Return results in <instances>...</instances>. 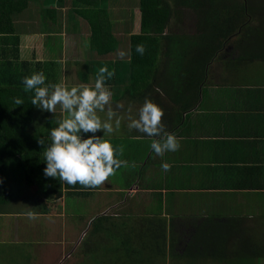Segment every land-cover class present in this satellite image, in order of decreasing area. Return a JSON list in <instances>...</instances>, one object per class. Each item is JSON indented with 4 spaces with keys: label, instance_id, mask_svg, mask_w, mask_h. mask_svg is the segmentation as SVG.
I'll list each match as a JSON object with an SVG mask.
<instances>
[{
    "label": "crops",
    "instance_id": "obj_1",
    "mask_svg": "<svg viewBox=\"0 0 264 264\" xmlns=\"http://www.w3.org/2000/svg\"><path fill=\"white\" fill-rule=\"evenodd\" d=\"M79 1L82 5H75ZM102 6L103 0L50 2L48 9H57L53 20L35 27L44 37L29 36L21 43L23 55L18 54L15 62L19 67L28 59L32 40L38 43L30 68H23L25 76L43 71L48 84H94L100 67H86L90 55L80 34L91 36L83 14H94ZM124 17L121 9L113 8L108 17L113 38L124 34ZM241 19L233 39L199 75L190 63L180 61L174 68L175 79L167 80V64L176 45L155 49L158 67L144 77L148 69L141 65L137 74L142 72V77L136 75L134 82L129 56L126 59L119 52H128L127 46L117 51L123 63L113 65L104 59V66L115 71L106 81L113 93L111 107L122 117L118 129L113 120L114 130L105 138L114 147L124 142L131 147L129 156L119 157L130 166L119 168L104 184L85 188L45 176L44 151L51 138L39 149L37 166H43L39 172L44 183L39 191L29 181L14 179L13 160L0 155V264H212L215 257L224 264H241L237 254L244 250L250 257L242 264H264V5L252 14L244 11ZM48 28L59 33L52 38ZM185 50L191 57L199 49ZM9 53L17 56L10 49ZM145 54L150 56L148 51ZM149 87L153 89L145 92ZM5 88L7 84L0 86ZM26 93L31 103L34 94ZM146 99L164 110L165 131L181 138L177 151L159 156L151 143L161 137L129 129V116L138 118ZM106 111L99 113L102 119ZM25 112L53 117L55 127L65 115L59 106L52 113L31 104ZM90 135L82 133V138ZM95 135L102 137L104 132ZM128 148L126 144L124 151ZM164 163L171 165L170 170L162 169ZM250 177L258 187H249ZM187 194L200 195L206 203L195 207L183 198ZM149 198L166 201L155 204ZM29 211L34 215L29 217ZM208 216L226 221L224 233L207 228L209 238L200 239L201 243L190 238L195 225H203ZM159 246L164 249L153 254Z\"/></svg>",
    "mask_w": 264,
    "mask_h": 264
},
{
    "label": "trees",
    "instance_id": "obj_2",
    "mask_svg": "<svg viewBox=\"0 0 264 264\" xmlns=\"http://www.w3.org/2000/svg\"><path fill=\"white\" fill-rule=\"evenodd\" d=\"M116 1L103 0L102 8H98L94 14H83L91 28L89 29L91 36L80 34L83 42L87 43L90 55L86 60V67L91 69L102 67L105 65L104 59H115L113 65L123 63L121 60L124 58L117 51L119 47L127 46L128 52L122 50L119 52H122L126 59L129 56L133 82L137 78L136 75L142 77V72L137 74V68L141 65L149 66H146L148 70L147 74L143 73L144 77L150 76V69L158 67L159 50L155 49L174 45L175 51L181 54V62L190 63L191 70L199 75V70L205 71L209 61L224 44L233 39L235 25L242 24L244 11L252 14L260 9L261 4L264 5V0H136V5L130 11V7L115 4ZM50 2L52 4L54 0H0V86L7 84V88L0 90V155H3V158H11L12 166L17 165L16 162H25L23 165L25 181H29L38 191L44 187V183L41 182L42 174L39 172L43 166H37L41 146L39 140L51 138V129L55 128V121L53 117L47 119L41 114L29 115L25 112V108H30L31 103L30 98L26 96L28 93L24 91L23 68H30L29 59L37 55L38 46L30 49L27 61H22L20 67L15 62H18V54L23 55L20 46L27 37L32 36L33 39L44 37L43 33L35 32V27L38 22L46 25L48 21L53 20L57 9H48ZM29 4H34V11L28 7ZM75 5H82V1ZM114 7L121 9L125 16L122 25L126 28L119 38H113L112 23L108 18ZM183 7L190 8L196 19L197 33L190 37L171 29L172 19L179 18L177 11ZM46 31L52 38L59 33L53 28ZM240 35L242 36V33ZM244 35L247 37V34ZM248 36L254 39L250 34ZM237 40L238 38H235L234 42ZM32 43L38 44L33 40ZM140 43L146 46L145 53L148 51L149 57L145 53L140 55L136 52V45ZM190 46L198 47L196 56L189 57L185 48ZM9 49L17 53V56L13 57ZM12 57L14 62L11 60ZM197 63H201L202 67ZM152 89L149 87L144 91ZM29 92L34 94L32 91ZM16 97L21 98L24 103L17 106L14 103ZM15 168L19 169L20 166ZM246 182L250 188L258 187L252 177ZM232 184L233 182H230L229 186ZM209 217L204 220L203 225H195V231L190 238L201 243L200 239L209 238L207 228H212L213 231L218 229L224 233L226 221L208 220ZM214 238H217L215 234ZM255 254L263 257L262 254Z\"/></svg>",
    "mask_w": 264,
    "mask_h": 264
},
{
    "label": "clouds",
    "instance_id": "obj_3",
    "mask_svg": "<svg viewBox=\"0 0 264 264\" xmlns=\"http://www.w3.org/2000/svg\"><path fill=\"white\" fill-rule=\"evenodd\" d=\"M34 4H29L31 8ZM241 35H236L235 38ZM136 52L144 55L146 46L143 43L136 45ZM115 74L114 69L107 66L99 68L94 84H78L69 87L67 84L46 83V75L43 71L33 72L23 78L24 91L34 92L31 104L43 111L55 113L57 106L65 114L57 121L58 127L51 129V143L44 151L46 168L44 174L47 177L59 178L68 185L77 183L85 188H95L115 175L121 168H128L127 160L119 157L124 153V146L114 147L110 139H106L113 132V120L115 128L121 125L122 117L111 107L112 91L106 86V81ZM14 103L22 105L24 101L16 97ZM119 107H123L120 105ZM106 111V119H102L99 113ZM164 110L150 99H146L140 107L138 118L129 116L130 130L135 129L153 139L151 148L154 152L163 156L166 152L177 151L181 138L173 133L165 131L162 123ZM103 130L104 135H95ZM83 134L91 133L86 139ZM39 143L44 145V139ZM131 167H135L133 163ZM171 165L164 163L162 169L170 170ZM29 217L34 214L29 211Z\"/></svg>",
    "mask_w": 264,
    "mask_h": 264
},
{
    "label": "rangeland",
    "instance_id": "obj_4",
    "mask_svg": "<svg viewBox=\"0 0 264 264\" xmlns=\"http://www.w3.org/2000/svg\"><path fill=\"white\" fill-rule=\"evenodd\" d=\"M120 4H124L125 6L130 7V11L132 10V8L136 5V0H121L119 2ZM118 4V3H117ZM31 9H34V6L31 7ZM177 13L179 14V18H173V23H172V30L179 32V33H189V34H194L197 32L196 26H195V15L194 13L190 10V8L188 7H183L178 9ZM175 19V20H174ZM137 24V23H136ZM239 35V34H237ZM28 44L25 45V47H27ZM38 44H34L31 43V49L33 47H37ZM124 58V57H123ZM120 59V57H119ZM62 60V54L61 57L58 58V62H60ZM115 59H105L106 63H113L115 62ZM181 61V54L178 53L177 51H174L173 54L170 56L169 58V62L167 64V67L169 68L168 72H167V80L169 81H173L175 79V75H177V71L174 69L176 68V66L179 65ZM62 79V78H61ZM61 82V80H60ZM117 91L119 92L118 87H116ZM171 94H174L175 92L172 90L171 87H169ZM107 117H103V119H106ZM127 141H129L128 139H126ZM127 144V146L129 147L127 151H124V153H126V156H129V150H130V146L128 144V142H124L121 145L124 146ZM15 166H19V165H13L10 172L13 175L14 179H20L21 182L23 184H25V175L23 173V166H20L19 169L15 168ZM247 198L249 197V195H244ZM182 198V197H181ZM184 199H186L187 201H192L193 205L195 207H203V205L206 203L205 199L200 197V195L197 194H193L192 196L190 194L184 195L183 197ZM149 201L151 203H160V202H165L166 200H157V199H151L149 198ZM211 204V201L207 199V205ZM158 249H152L153 254H158L160 250H163L164 247L163 246H159L157 247ZM247 256L250 257V254L248 251H239L237 254L238 259H240V262L242 264V262H244L247 259ZM156 258H152V260H155ZM211 259V258H210ZM212 260V259H211ZM212 264H224L221 263L219 261L218 258H214L213 263Z\"/></svg>",
    "mask_w": 264,
    "mask_h": 264
}]
</instances>
